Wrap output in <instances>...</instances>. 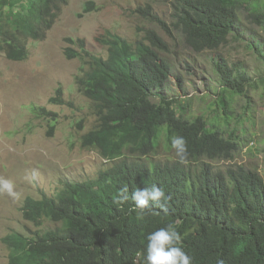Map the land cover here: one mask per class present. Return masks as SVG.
Here are the masks:
<instances>
[{
    "label": "trees",
    "instance_id": "trees-1",
    "mask_svg": "<svg viewBox=\"0 0 264 264\" xmlns=\"http://www.w3.org/2000/svg\"><path fill=\"white\" fill-rule=\"evenodd\" d=\"M61 1L0 0V50L14 60L25 59L22 40L11 36L36 32L38 23L51 26ZM246 4L264 25V0H171L170 22L150 4L135 12L167 34L182 32L191 48L203 52L228 42L241 25ZM93 5L90 1L86 9ZM104 43L109 46L107 59L85 50L89 68L76 83L95 102L98 114V124L83 137V145L99 148L114 163L94 180L66 183L54 197H28L25 216L39 225L48 220L54 227L30 238L8 235L3 240L11 250L7 264H145L148 234L170 223L181 234L192 264H264V179L243 165L223 171L205 163L233 160L242 137L230 133L234 138H229L228 129L183 112L178 98L158 94L170 80L171 65L162 55L168 45L155 29L135 43L114 34ZM256 48L264 58V51ZM215 69L221 89L212 117L229 120L234 116L230 106L244 97L247 103L236 116L242 120L251 111L249 91L258 87L256 80L223 57L216 59ZM57 94L52 101L65 103L61 89ZM164 125L169 149L174 136L185 138L186 158L143 160L157 150ZM152 184L162 186L171 199L138 220L131 193ZM125 186L129 199L114 203Z\"/></svg>",
    "mask_w": 264,
    "mask_h": 264
},
{
    "label": "rangeland",
    "instance_id": "rangeland-1",
    "mask_svg": "<svg viewBox=\"0 0 264 264\" xmlns=\"http://www.w3.org/2000/svg\"><path fill=\"white\" fill-rule=\"evenodd\" d=\"M87 1L68 0L51 28L45 29L42 39H27L29 56L26 60L11 61L0 54V152L3 154L0 165L3 161L4 166L16 170L5 179L13 181L19 193L16 198L0 194V264H7L11 254L4 244V236L13 230L41 231V227L27 223L22 217L21 207L26 197H53L65 182L95 179L111 164L98 150L81 144L83 134L92 130L98 119L94 103L78 90L75 82L77 75L87 70V60L66 57L68 47L79 51L67 39H85L90 52L107 57V46L98 39L105 37L107 31L135 42L145 28L155 27L135 14L137 6L151 3L161 17L168 21L171 18V0H94L93 11L80 16ZM248 5L240 12V27L218 50L197 52L180 32L174 31L168 36L161 31L168 45L163 57L170 63L172 75L165 90L158 94L179 97L184 111L192 117L203 115L212 125L216 120L212 117V106L221 89L216 59L223 57L232 67L244 68L258 85L249 91L250 113L243 114L242 120L237 122L236 116L247 103L246 98L237 97V102L230 106L234 116L226 122L216 121L222 129L228 127L231 136L243 138L242 148L235 154L234 161L206 162L223 171L232 164L244 165L258 170L264 179V83L261 82L264 58L256 48L259 46V50L264 51V25L250 15ZM60 86L69 104L50 103ZM158 94L152 96L155 103L159 101ZM33 107L55 112L57 119L40 117ZM249 117L246 122L245 118ZM242 129L246 131L242 133ZM175 159L176 152L169 149L164 134H160L157 151L143 158L162 162Z\"/></svg>",
    "mask_w": 264,
    "mask_h": 264
},
{
    "label": "clouds",
    "instance_id": "clouds-1",
    "mask_svg": "<svg viewBox=\"0 0 264 264\" xmlns=\"http://www.w3.org/2000/svg\"><path fill=\"white\" fill-rule=\"evenodd\" d=\"M90 1H93L94 2V5H93V7H91L90 9H86V4H88V3H90ZM67 2H68V0H65V1H61V2H59V3H57L58 5V7H59V9H58V11H55L54 10V12H56V16L54 17V20L52 21V24L55 22V19L58 17V15H59V13L61 12V10H62V6L63 5H65V4H67ZM152 5L151 3H147V4H145V5H139V6H137L136 7V9L138 8V7H145L146 5ZM153 6V5H152ZM172 6V5H171ZM95 8V1L94 0H89V1H87L84 5H83V10H82V12L81 13H79V15L80 16H82L83 14H85V13H89V12H92L93 11V9ZM135 9V10H136ZM153 9H154V7H153ZM171 10H172V8H171ZM155 11V10H154ZM51 12V11H50ZM135 12V11H134ZM156 12V11H155ZM172 12V11H171ZM24 13H27V11H25ZM157 13V12H156ZM135 14H137L138 16H140V17H143L144 19H145V21H147L148 23H150V24H152V25H154L155 27H152V26H150V27H147V28H145V30H143L142 31V34H141V36L138 38V39H136L135 40V42L136 41H138V40H143V38H144V36H145V33L148 31V30H150V29H155L159 34H160V36L164 39V41L165 42H167L166 41V39L163 37V35L161 34V31L162 32H164V34H166V35H168V36H171L170 34H167L164 30H160L159 28H158V26L155 24V23H153V22H151V21H149V20H147L144 16H142L141 14H139V13H136L135 12ZM158 14V13H157ZM159 15V14H158ZM160 16V15H159ZM161 17V16H160ZM171 17V16H170ZM161 18H163V17H161ZM164 19V18H163ZM164 20H166V19H164ZM166 21H168V20H166ZM171 21V18H170V20L168 21V22H170ZM52 24H51V26H52ZM13 25V24H12ZM51 26H49L48 25V23H44V22H42V23H38V30L36 31V32H32L31 34H17V35H14V36H11V37H20V39L22 40V44L24 45V47H25V50H26V57H25V59H22V60H14V59H12V58H10L9 56H8V54H7V52H6V50H0V54H3L7 59H9V60H11V61H24V60H26L27 58H28V56H29V46H28V44H27V39H30V38H33V39H35V40H40V39H42V37H43V33L45 32V29H49V28H51ZM176 32V31H175ZM181 34H182V36H183V38L185 39V37H184V35H183V33L182 32H180ZM109 34H114V35H117V34H115V33H112V32H110V31H107V33H106V36L105 37H100V38H98L104 45H106L107 46V51H108V54H109V46L107 45V44H105L104 43V40L105 39H107L108 38V35ZM117 36H119V37H121V38H123V39H125V40H127L126 38H124V37H122V36H120V35H117ZM0 38H1V34H0ZM128 41V40H127ZM67 42L69 43V44H71L72 46L73 45H75V46H77L78 48H79V51H75V50H73V49H71L70 47H68V48H66V52H65V55H66V57H68L69 59H73V58H77V57H79V58H85L86 60H88V58L86 57V54H85V50H87L88 52H90L88 49H87V42H86V40L85 39H81V38H78V39H73V38H68L67 39ZM130 42V41H129ZM135 42H132V43H135ZM68 53H76V56H73V57H69L67 54ZM92 55H94V56H97V57H99V58H103V59H107V57H108V55H107V57H103V56H98V55H95V54H93L92 52H90ZM164 54V53H163ZM162 54V55H163ZM86 65H87V68H85V69H87L88 70V68H89V66H88V63L86 62ZM80 75H82V74H80ZM80 75H77V76H80ZM172 75V74H171ZM171 77V76H170ZM75 82H76V78H75ZM76 85H77V83H76ZM77 88H78V90H79V87H78V85H77ZM58 89H61V91H62V98H63V100H64V102L65 103H56V102H53L52 101V98L53 97H56V96H58V94H57V91H58ZM80 91V90H79ZM81 92V91H80ZM163 92V91H162ZM82 93V92H81ZM83 94V93H82ZM84 95V94H83ZM85 96V95H84ZM86 98H88L87 96H85ZM172 98V97H171ZM175 98H178L179 99V97H175ZM89 100H91L90 98H88ZM50 103H52V104H56V105H65V104H69V102H67L66 100H65V98H64V90H63V88L60 86V87H58L56 90H55V94L50 98ZM93 103H94V107H95V113H96V116H97V119H98V114H97V109H96V104H95V102L93 101V100H91ZM179 101L181 102V105L182 106H184V103H182V99H179ZM185 102V101H184ZM185 108V107H184ZM33 110H34V113L36 114V115H38V116H40V117H47V118H49V119H51V120H56L57 119V114L55 113V112H52V111H48L46 108H44V107H41V108H36V107H33ZM177 111H178V109H177ZM182 111L183 112H187L186 110L184 111L183 110V108H182ZM181 111V113H183ZM179 113V112H178ZM180 113V114H181ZM188 114H189V112H187ZM248 113H250V112H248ZM189 116L190 117H192L190 114H189ZM200 116V115H199ZM243 116V115H242ZM195 117H197V116H195ZM205 118V117H204ZM250 118V117H249ZM249 118H245L246 119V122H247V120L249 119ZM220 119L223 121V122H226L227 120H224L222 117H219L218 119H216L214 122H213V124H215L216 125V121H220ZM238 121H240V120H238L237 119V122ZM208 122V121H207ZM98 124V123H97ZM97 126V125H96ZM95 126V127H96ZM165 126V125H164ZM163 126V127H164ZM167 126V125H166ZM217 126V125H216ZM94 127V128H95ZM162 127V130H161V133L160 134H164V136H166V129L164 130V128ZM217 127H220V128H222L221 126H217ZM93 128V129H94ZM92 129V130H93ZM224 129H228L229 130V128L228 127H225V128H223L222 130H224ZM240 129V128H239ZM91 131V130H90ZM90 131H88L87 133H85V134H83V136H82V138H81V144H82V146L83 147H85V148H93V149H96V150H98L100 153H101V155H102V157L104 158V159H106L107 161H110L111 162V164L112 163H114V162H112L110 159H108L107 157H105L104 155H103V153H102V151L99 149V148H97V147H92V146H84L83 145V137L85 136V135H87ZM246 131V129L245 130H241V132L242 133H244ZM229 132H230V130H229ZM228 132V134H229V138H232L231 136H230V133ZM227 134V135H228ZM239 136V135H238ZM235 137H236V135H235ZM241 137V136H240ZM234 138V137H233ZM232 138V139H233ZM1 140V139H0ZM159 140H160V138H159ZM165 141H166V139H165ZM166 144H167V142H166ZM171 144H172V149H174L175 150V152H176V159H177V156L179 157V159L181 160V161H183L185 158H186V156H187V152H188V149H187V144H186V140H185V138L184 137H182V136H174L173 138H172V140H171ZM241 144L243 145V138H242V141H241ZM168 145V144H167ZM242 145H241V148H242ZM158 147H159V143H158V146H157V149H158ZM241 150V149H240ZM239 150V151H240ZM157 151V150H156ZM155 151V152H156ZM238 151V152H239ZM154 152V153H155ZM237 152V153H238ZM153 153V154H154ZM152 155V154H151ZM1 157H3V154L0 152V159H1ZM148 157V156H147ZM147 157H143V158H147ZM142 158V159H143ZM175 159V160H176ZM234 159H235V156H234ZM234 159L233 160H228V161H234ZM175 160H168V161H175ZM207 161V160H206ZM205 161V163H208V162H206ZM213 161H220V160H213ZM225 161V160H224ZM155 162V161H154ZM157 162V161H156ZM165 162H167V161H165ZM110 164V165H111ZM209 164H211V163H209ZM109 165V166H110ZM212 165V164H211ZM232 165H235V164H232ZM237 165H239V164H237ZM109 166H107V167H109ZM213 166V165H212ZM231 166V165H230ZM244 166V165H243ZM3 167H5V170L4 169H2ZM106 167V168H107ZM214 167V166H213ZM105 168V169H106ZM215 168V167H214ZM247 168V167H246ZM216 169V168H215ZM250 169V168H249ZM216 170H219V169H216ZM258 171V170H257ZM1 172H3V173H1ZM16 172V170H14V169H11V168H9L8 166H4V164H3V161H2V163H1V165H0V194H2V193H7L9 196H11V197H13V198H16V197H18V195H19V193L15 190V185H14V182L13 181H11V180H9V179H5L6 177H9V175H11V174H13V173H15ZM101 172V171H100ZM99 172V173H100ZM259 172V171H258ZM260 174V173H259ZM261 175V174H260ZM98 176V175H97ZM97 178V177H96ZM95 178V179H96ZM263 178V177H262ZM91 180H94V179H91ZM88 181H90V180H88ZM81 182H87V181H81ZM66 183H75V182H65L64 183V185L66 184ZM64 186H62V188H63ZM61 188V189H62ZM60 189V190H61ZM59 190V191H60ZM58 191V192H59ZM46 196V195H45ZM45 196H43V197H45ZM28 197H32V196H28ZM28 197H26V199L28 198ZM43 197H41V198H34V197H32V198H34V199H36V200H40V199H42ZM46 197H50V196H46ZM54 197V196H53ZM26 199L24 200V202H23V205H22V207H21V213H22V217H23V219H25L26 221H27V223H29V222H31L32 224H34V226H37V227H41V231H39V232H42V231H47L48 229H50V228H53L54 227V225L53 224H51V222L50 221H48V220H44L43 221V223L41 224V225H39V224H37V222H35V221H33V219H32V217H26L25 216V212H26V209H25V201H26ZM129 199V195H128V188L125 186L124 188H122L118 193H117V195L115 196V198H114V203H116V204H123L125 201H127ZM131 199L135 202V207H134V210H136V215H137V219L138 220H142L146 215H148V214H150L153 210H154V208H156V207H161V208H163L166 204H167V202L171 199V197L170 196H168V195H166V193H165V191H164V189H163V187L162 186H157L156 184H152V185H150V186H145L144 188H138V189H136V190H134L132 193H131ZM45 224V228H43V225ZM11 233H20V234H23V235H26L28 238H30V237H32V236H34L35 235V231L33 230V229H31L30 231H28V232H22V231H19V230H13V231H11V232H9L6 236H4L3 237V240L8 236V235H10ZM38 233V232H37ZM147 241H148V243H147V246H146V257H145V264H192V258H191V256L188 254V253H186L185 251H184V249H183V246H182V236H181V234L177 231V229H176V227L173 225V224H168L166 227H162V228H159V229H157V230H155V231H153V232H151V233H149L148 234V236H147ZM4 244L6 245V243L4 242ZM7 246V245H6ZM8 247V246H7ZM9 248V247H8ZM11 251V250H10ZM11 255V254H10ZM8 262H9V259H8ZM7 262V263H8ZM219 264H223V262L222 261H220L219 262Z\"/></svg>",
    "mask_w": 264,
    "mask_h": 264
}]
</instances>
